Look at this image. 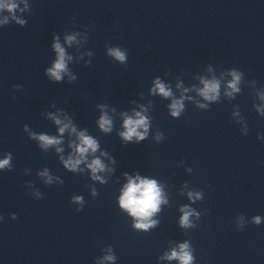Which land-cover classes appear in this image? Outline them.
I'll list each match as a JSON object with an SVG mask.
<instances>
[{
  "label": "water",
  "instance_id": "95a60500",
  "mask_svg": "<svg viewBox=\"0 0 264 264\" xmlns=\"http://www.w3.org/2000/svg\"><path fill=\"white\" fill-rule=\"evenodd\" d=\"M28 4V11L19 14L27 21L23 27L14 22L0 27V154L13 156L12 171L0 173V264H97L109 247L116 264H169L159 257L185 241L194 249L196 264H264V223H250L253 216L264 217V142L257 140L264 135V117L253 107L260 103L256 93L264 89L137 0ZM73 32L84 40L79 51L75 45L67 49L73 56L68 67L77 79L52 83L44 75L55 59L52 37L63 42ZM110 47L124 50L127 62L110 58ZM86 52L93 55L79 59ZM209 67L217 78L231 69L243 73L235 99L222 95L207 110L186 101L181 117L172 119L170 101L148 94L155 77L175 91L178 80L185 87L198 85ZM16 85L22 90L15 91ZM102 104L115 109L110 112L115 127L108 136L95 125ZM136 104L149 108V136L139 144H124L117 134L119 114ZM57 110L78 128H87L116 160L108 183H95V198L87 173L67 172L54 149L41 150L23 130L27 125L30 131L55 135L47 113ZM158 132L164 135L160 142L155 140ZM63 146L66 155L67 135ZM44 168L54 178L51 186L37 175ZM124 173H139L163 186L168 203L161 205L153 217L159 223L148 232L134 231L132 220L116 204L126 183ZM28 182L30 188L25 187ZM36 191L42 199H34ZM189 191L202 192L203 199L190 203ZM73 196L84 199L79 212V205L70 202ZM184 205L201 213L194 229L178 225ZM13 213L15 221L9 218ZM239 217L244 218L242 230H237Z\"/></svg>",
  "mask_w": 264,
  "mask_h": 264
},
{
  "label": "clouds",
  "instance_id": "9594fccd",
  "mask_svg": "<svg viewBox=\"0 0 264 264\" xmlns=\"http://www.w3.org/2000/svg\"><path fill=\"white\" fill-rule=\"evenodd\" d=\"M23 5V7H21ZM29 9L28 0H0V27L9 25L10 22L23 27L27 21L20 18L19 14L27 12ZM81 34L73 32L64 35L63 42L61 37L53 35L52 51L55 54V59L51 65L44 70V75L52 82L59 84L67 77L71 83L77 79L76 75L69 69V64L73 60V56L69 54L67 49L74 45L79 51L80 45L84 42L79 39ZM86 39V37H85ZM91 57L92 52L83 53L79 59L84 56ZM107 55L114 61L124 64L127 62V53L120 47H110L107 49ZM91 64V60L87 61V65ZM208 76H200L198 85L185 87L179 80L175 83V91L170 83L160 77H155L152 80L148 90L149 96L160 97L163 100L170 101L168 103V113L172 119H179L185 110V102H192L198 109L207 110L210 104L219 102L221 96L228 99H235L236 95L241 92V81L243 73L231 69L223 73L219 78L213 74V69H207ZM230 77V79H226ZM15 91L22 90V85L14 86ZM195 93V97L190 95ZM199 97L200 99H196ZM256 98L259 100L258 105H253L256 113L264 117V92H257ZM203 101V102H201ZM135 103V102H133ZM100 115L95 121L96 129L99 133L108 136L115 127L113 115L115 109H109L107 105H98ZM150 107V105H149ZM234 115H239L235 112ZM121 123L118 136L124 144H139L146 140L149 136L151 128V117L149 116V108L141 104H136L129 112H121L119 114ZM47 119L56 127L55 135L46 133H36L30 131L27 125H24V132L28 134V138L35 141L38 147L43 151L54 149L59 157V162L62 167L69 173L84 174L87 173L89 179L93 182L91 195L95 198L98 193L95 188V183L101 185L108 183L110 177L115 171L116 160L109 155L105 150L101 149L100 141L93 135L89 134L88 129L78 128L73 120L64 112L57 110L47 113ZM245 135L247 132L245 131ZM65 135H67V154L65 155ZM164 139L163 133H157L155 140L160 142ZM257 140L264 142V135H257ZM13 156L10 152L0 154V173L12 171ZM190 173L192 169H187ZM37 175L43 178L44 183L48 186L53 184V176L47 168L39 171ZM126 183L122 185L119 195L116 198V204L121 212L125 213L132 220V229L138 232H148L155 228L159 221L153 217L160 212L161 205H167L168 200L164 193L163 186L156 179L147 176H141L139 173L129 175L124 173ZM58 184L63 181L57 179ZM30 188L28 182L25 185ZM187 187V184L184 185ZM42 193L35 192L34 199H42ZM187 198L190 203L203 199L202 192L189 191ZM72 204L79 205L76 211L79 212L84 207V199L82 196H73L70 201ZM181 215L178 220V225L182 229H194L199 222L201 213L197 212L189 205H184L179 209ZM12 221L17 219L13 213L9 217ZM4 222V217L0 215V223ZM250 223L255 226H260L264 223V217L253 216ZM244 227V218H238L237 230H242ZM161 261H167L171 264L172 261H177L178 264H196L194 249L188 241L182 242L170 250L165 251L159 257ZM117 257L111 247L107 249V254L104 255L97 264H116Z\"/></svg>",
  "mask_w": 264,
  "mask_h": 264
}]
</instances>
